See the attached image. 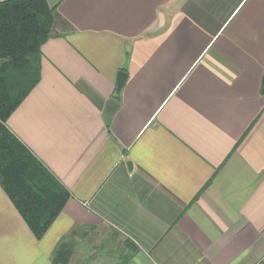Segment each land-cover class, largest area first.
<instances>
[{
  "label": "crops",
  "instance_id": "1",
  "mask_svg": "<svg viewBox=\"0 0 264 264\" xmlns=\"http://www.w3.org/2000/svg\"><path fill=\"white\" fill-rule=\"evenodd\" d=\"M46 1L6 125L69 198L36 239L0 185V264H264V0Z\"/></svg>",
  "mask_w": 264,
  "mask_h": 264
},
{
  "label": "trees",
  "instance_id": "2",
  "mask_svg": "<svg viewBox=\"0 0 264 264\" xmlns=\"http://www.w3.org/2000/svg\"><path fill=\"white\" fill-rule=\"evenodd\" d=\"M53 14L46 0L0 2V185L36 239L45 234L69 192L11 132L6 121L38 81L41 46L52 32ZM20 75H28L29 84L19 91ZM260 93L264 94V73ZM69 248L68 241L61 240L52 263L65 264Z\"/></svg>",
  "mask_w": 264,
  "mask_h": 264
},
{
  "label": "water",
  "instance_id": "3",
  "mask_svg": "<svg viewBox=\"0 0 264 264\" xmlns=\"http://www.w3.org/2000/svg\"><path fill=\"white\" fill-rule=\"evenodd\" d=\"M54 34H52L51 36H53ZM127 79V74L121 70L118 72V76H117V84H116V89L119 91L121 89V87L123 86L125 80ZM116 104L113 102H109V104L107 105V111H106V115L109 116L111 115L113 109L115 108ZM131 162L128 161L127 162V167L130 170L131 169Z\"/></svg>",
  "mask_w": 264,
  "mask_h": 264
},
{
  "label": "rangeland",
  "instance_id": "4",
  "mask_svg": "<svg viewBox=\"0 0 264 264\" xmlns=\"http://www.w3.org/2000/svg\"><path fill=\"white\" fill-rule=\"evenodd\" d=\"M118 238V241H117V247H114V243L113 244H111V248H110V250H108V252L109 253H111L112 254V256H108V254L106 255V256H104V257H102V256H100V259L101 258H104V259H108V258H110V261H115L114 259V257H116L117 256V254H116V252L118 251L117 249L119 248V247H121V245H118V244H120L122 241H123V239L122 238H120V237H117ZM103 251H106V248H104L103 249ZM114 256V257H113ZM89 258V257H88ZM88 258H86V261H85V259H84V262L82 263V264H92V261H91V259H89L88 260ZM67 260V259H66ZM69 260V259H68ZM76 260H79V258L78 259H76ZM81 263H77L75 260L71 263V264H81ZM112 263H115V262H111L110 264H112ZM70 264V263H69Z\"/></svg>",
  "mask_w": 264,
  "mask_h": 264
}]
</instances>
